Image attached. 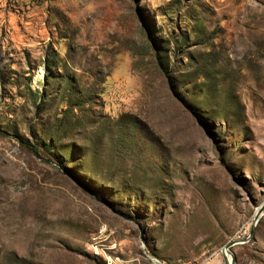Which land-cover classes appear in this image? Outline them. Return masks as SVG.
Here are the masks:
<instances>
[{"label":"rangeland","instance_id":"obj_1","mask_svg":"<svg viewBox=\"0 0 264 264\" xmlns=\"http://www.w3.org/2000/svg\"><path fill=\"white\" fill-rule=\"evenodd\" d=\"M263 203L264 0H0V264H264Z\"/></svg>","mask_w":264,"mask_h":264},{"label":"water","instance_id":"obj_2","mask_svg":"<svg viewBox=\"0 0 264 264\" xmlns=\"http://www.w3.org/2000/svg\"><path fill=\"white\" fill-rule=\"evenodd\" d=\"M264 211V203L261 204V206L256 210L254 218L255 221L257 220V218L259 217V215H261V213ZM252 229H250L249 234H251ZM242 242V240L238 241H229L227 242L220 250L221 255H222V259H223V264H233L234 263V258L231 254H229V248H231L234 245H238ZM226 256L229 257L230 261H227Z\"/></svg>","mask_w":264,"mask_h":264},{"label":"clouds","instance_id":"obj_3","mask_svg":"<svg viewBox=\"0 0 264 264\" xmlns=\"http://www.w3.org/2000/svg\"><path fill=\"white\" fill-rule=\"evenodd\" d=\"M129 102H131V103H134V102H135V100L133 99V100H131V101H129Z\"/></svg>","mask_w":264,"mask_h":264},{"label":"bare ground","instance_id":"obj_4","mask_svg":"<svg viewBox=\"0 0 264 264\" xmlns=\"http://www.w3.org/2000/svg\"><path fill=\"white\" fill-rule=\"evenodd\" d=\"M226 258H227V261H230L228 256H226Z\"/></svg>","mask_w":264,"mask_h":264},{"label":"trees","instance_id":"obj_5","mask_svg":"<svg viewBox=\"0 0 264 264\" xmlns=\"http://www.w3.org/2000/svg\"><path fill=\"white\" fill-rule=\"evenodd\" d=\"M163 73L165 74V72H163ZM166 77H168V76H166ZM31 150L34 151V149H32V148H31Z\"/></svg>","mask_w":264,"mask_h":264}]
</instances>
